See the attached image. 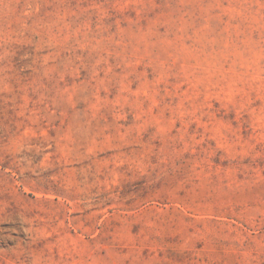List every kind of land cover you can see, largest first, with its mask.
<instances>
[{
  "label": "rangeland",
  "instance_id": "374dc122",
  "mask_svg": "<svg viewBox=\"0 0 264 264\" xmlns=\"http://www.w3.org/2000/svg\"><path fill=\"white\" fill-rule=\"evenodd\" d=\"M0 264H264V0H0Z\"/></svg>",
  "mask_w": 264,
  "mask_h": 264
}]
</instances>
